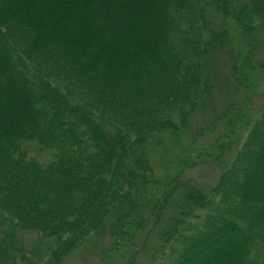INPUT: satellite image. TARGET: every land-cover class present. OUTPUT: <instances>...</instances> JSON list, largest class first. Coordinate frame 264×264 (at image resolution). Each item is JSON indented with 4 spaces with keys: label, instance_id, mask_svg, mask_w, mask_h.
Wrapping results in <instances>:
<instances>
[{
    "label": "trees",
    "instance_id": "trees-1",
    "mask_svg": "<svg viewBox=\"0 0 264 264\" xmlns=\"http://www.w3.org/2000/svg\"><path fill=\"white\" fill-rule=\"evenodd\" d=\"M257 24L264 0H0V228L53 237L55 264L113 218L120 231L139 212L132 171L159 181L148 141L188 122L224 57L236 69L231 35ZM249 128L219 181L180 201L162 264H264V109ZM19 246L0 230V264H35Z\"/></svg>",
    "mask_w": 264,
    "mask_h": 264
},
{
    "label": "rangeland",
    "instance_id": "rangeland-1",
    "mask_svg": "<svg viewBox=\"0 0 264 264\" xmlns=\"http://www.w3.org/2000/svg\"><path fill=\"white\" fill-rule=\"evenodd\" d=\"M231 37L238 62L236 69L232 71L230 67L232 57H224L222 78L198 110L189 115L188 122L181 116L179 131L166 132L161 138L148 141L147 153L142 154L153 168V178L159 181L154 179L155 183H151L152 177L146 178L141 170L132 171L135 181H130V196L134 202L133 207H127L133 208L132 213L137 209V217L122 220L120 231L114 230L113 218V225L91 234L61 264H162L160 253L168 230L186 216L182 210L184 202L180 201L189 196L191 202L200 200L196 194L186 192L208 190L219 181L247 138L251 123L264 109V25L239 30ZM105 128L115 133L114 128ZM135 154L132 147L127 149L126 156L134 161ZM6 224L0 230L6 228L16 234L24 258L35 264H55L48 261L56 246L53 237L43 238L34 230ZM180 226L184 227V222Z\"/></svg>",
    "mask_w": 264,
    "mask_h": 264
}]
</instances>
